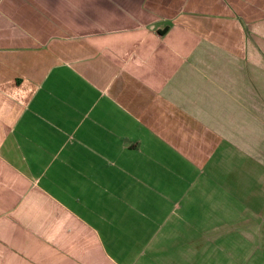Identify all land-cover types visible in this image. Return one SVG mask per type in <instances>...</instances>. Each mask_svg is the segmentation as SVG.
Here are the masks:
<instances>
[{
	"label": "crops",
	"instance_id": "obj_1",
	"mask_svg": "<svg viewBox=\"0 0 264 264\" xmlns=\"http://www.w3.org/2000/svg\"><path fill=\"white\" fill-rule=\"evenodd\" d=\"M234 234L264 264V0H0V264H242Z\"/></svg>",
	"mask_w": 264,
	"mask_h": 264
},
{
	"label": "rangeland",
	"instance_id": "obj_2",
	"mask_svg": "<svg viewBox=\"0 0 264 264\" xmlns=\"http://www.w3.org/2000/svg\"><path fill=\"white\" fill-rule=\"evenodd\" d=\"M233 240H228L227 238L225 239V243L223 244L224 248L226 249L225 251H222L223 254H232L237 260H239L240 258V261L242 264H247L251 258V255L249 258H245V255H246V250H245V247H246V240L243 241L242 238L238 237L236 234L233 235V237H231ZM236 241L238 243V245L236 246ZM261 244V245H260ZM263 242L262 243H258L257 242V245H260V247L256 248V253L254 255V259H252L250 261V264H252L255 259L257 258V256H262V253H263V246H262ZM222 258L221 260V263L222 264H230V260L229 259H225L223 255L220 254V259Z\"/></svg>",
	"mask_w": 264,
	"mask_h": 264
}]
</instances>
